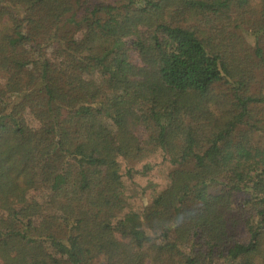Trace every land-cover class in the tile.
Here are the masks:
<instances>
[{
    "label": "trees",
    "instance_id": "obj_1",
    "mask_svg": "<svg viewBox=\"0 0 264 264\" xmlns=\"http://www.w3.org/2000/svg\"><path fill=\"white\" fill-rule=\"evenodd\" d=\"M0 261L264 264V0H0Z\"/></svg>",
    "mask_w": 264,
    "mask_h": 264
},
{
    "label": "rangeland",
    "instance_id": "obj_2",
    "mask_svg": "<svg viewBox=\"0 0 264 264\" xmlns=\"http://www.w3.org/2000/svg\"><path fill=\"white\" fill-rule=\"evenodd\" d=\"M221 144L219 142L220 152L225 158L228 156V145L221 146ZM215 154L216 150L211 153V158H215ZM120 164L125 196L130 209H143L167 183L170 165L164 160L160 150L146 156L139 162L129 163L121 159ZM145 166H147L146 170ZM130 169L132 171H129Z\"/></svg>",
    "mask_w": 264,
    "mask_h": 264
}]
</instances>
